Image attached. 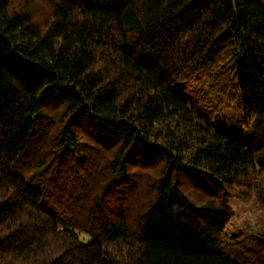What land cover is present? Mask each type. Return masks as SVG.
Here are the masks:
<instances>
[{
	"label": "trees",
	"instance_id": "16d2710c",
	"mask_svg": "<svg viewBox=\"0 0 264 264\" xmlns=\"http://www.w3.org/2000/svg\"><path fill=\"white\" fill-rule=\"evenodd\" d=\"M237 185L264 213V0H0V264H264Z\"/></svg>",
	"mask_w": 264,
	"mask_h": 264
},
{
	"label": "rangeland",
	"instance_id": "374dc122",
	"mask_svg": "<svg viewBox=\"0 0 264 264\" xmlns=\"http://www.w3.org/2000/svg\"><path fill=\"white\" fill-rule=\"evenodd\" d=\"M225 83L222 81L216 86L218 89L211 88L203 96L200 92H192L191 97L197 107V114L202 119L204 117L208 120L214 128L218 127L222 131L236 135L243 140H250L252 125L247 128L239 121L241 113L236 107L237 101L233 98L234 90L232 85L226 83L227 89L223 92L219 91ZM193 91H196V88ZM206 120L203 119V121ZM214 128L212 129L214 130ZM243 193L244 188L241 185L234 186L229 191V204L232 216L226 227V236L234 241H240L246 234L257 235V232L262 229L258 219H264V213L253 200L246 199L245 201L242 199ZM79 235L85 241L89 239L83 233ZM262 252H264V248Z\"/></svg>",
	"mask_w": 264,
	"mask_h": 264
}]
</instances>
